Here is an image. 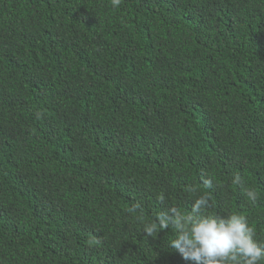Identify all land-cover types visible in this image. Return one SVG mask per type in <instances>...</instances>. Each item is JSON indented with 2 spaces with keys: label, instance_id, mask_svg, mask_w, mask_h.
I'll list each match as a JSON object with an SVG mask.
<instances>
[{
  "label": "trees",
  "instance_id": "trees-1",
  "mask_svg": "<svg viewBox=\"0 0 264 264\" xmlns=\"http://www.w3.org/2000/svg\"><path fill=\"white\" fill-rule=\"evenodd\" d=\"M205 193L264 243V0H0V264H192Z\"/></svg>",
  "mask_w": 264,
  "mask_h": 264
},
{
  "label": "clouds",
  "instance_id": "clouds-1",
  "mask_svg": "<svg viewBox=\"0 0 264 264\" xmlns=\"http://www.w3.org/2000/svg\"><path fill=\"white\" fill-rule=\"evenodd\" d=\"M122 0H112L114 7H120ZM241 177L235 176L233 184L239 185ZM207 188L214 187L213 178H206ZM186 191L196 194L198 186H189ZM244 195L255 202L259 193L254 188L244 190ZM211 196L207 193L195 200L190 213L179 207H170L156 216V222L146 223L144 232L153 238L162 230L174 228L177 235L171 247L177 250L185 261L192 264H262L264 262V243L259 242L255 226L249 224L247 217L232 214L228 217L208 214ZM161 205H166L165 194L158 196ZM130 213L142 212L137 202L129 209ZM143 222V216L140 217Z\"/></svg>",
  "mask_w": 264,
  "mask_h": 264
}]
</instances>
